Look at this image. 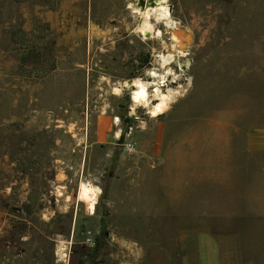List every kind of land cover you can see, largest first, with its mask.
I'll use <instances>...</instances> for the list:
<instances>
[{"label":"rangeland","instance_id":"obj_1","mask_svg":"<svg viewBox=\"0 0 264 264\" xmlns=\"http://www.w3.org/2000/svg\"><path fill=\"white\" fill-rule=\"evenodd\" d=\"M250 129L264 0H0V264H264Z\"/></svg>","mask_w":264,"mask_h":264},{"label":"crops","instance_id":"obj_2","mask_svg":"<svg viewBox=\"0 0 264 264\" xmlns=\"http://www.w3.org/2000/svg\"><path fill=\"white\" fill-rule=\"evenodd\" d=\"M110 128V119L99 118L96 124L95 136L98 142L105 139L108 129ZM246 149L250 153L264 152V129H250L246 135ZM175 188L185 183V179L180 177V167L177 165L175 170Z\"/></svg>","mask_w":264,"mask_h":264},{"label":"built area","instance_id":"obj_3","mask_svg":"<svg viewBox=\"0 0 264 264\" xmlns=\"http://www.w3.org/2000/svg\"><path fill=\"white\" fill-rule=\"evenodd\" d=\"M125 148H126V151H127V153L128 154H134L135 153V148H134V146L133 145H131V144H126L125 145ZM87 242H91V238H88V241Z\"/></svg>","mask_w":264,"mask_h":264},{"label":"bare ground","instance_id":"obj_4","mask_svg":"<svg viewBox=\"0 0 264 264\" xmlns=\"http://www.w3.org/2000/svg\"><path fill=\"white\" fill-rule=\"evenodd\" d=\"M116 136L119 137V133H116ZM96 200H97V195H96ZM96 200H95V202H96Z\"/></svg>","mask_w":264,"mask_h":264}]
</instances>
